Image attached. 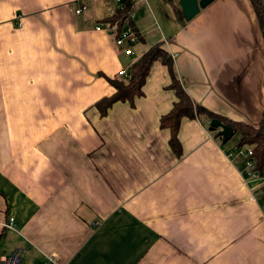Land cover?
I'll list each match as a JSON object with an SVG mask.
<instances>
[{
	"label": "crops",
	"instance_id": "0c3cea01",
	"mask_svg": "<svg viewBox=\"0 0 264 264\" xmlns=\"http://www.w3.org/2000/svg\"><path fill=\"white\" fill-rule=\"evenodd\" d=\"M132 1L128 50L106 26L117 0H0V264L14 253L19 264H264V184L246 180L239 134L230 143L235 132L225 139L206 114L184 116L172 147L167 64L153 63L133 101L96 105L161 43L194 101L257 125L252 0H211L191 18L181 0Z\"/></svg>",
	"mask_w": 264,
	"mask_h": 264
},
{
	"label": "trees",
	"instance_id": "16d2710c",
	"mask_svg": "<svg viewBox=\"0 0 264 264\" xmlns=\"http://www.w3.org/2000/svg\"><path fill=\"white\" fill-rule=\"evenodd\" d=\"M123 7H118L106 21L109 23L117 22L116 35L123 25V21L133 10L132 0H122ZM252 3L258 14L263 34H264V0H252ZM161 61L168 65L172 72V82L170 86L174 88L177 99L173 103L170 111L161 117V125L168 126L171 129L170 143L174 149L180 148L177 132L181 119L184 116L195 117L206 114L212 118L223 119L219 114L207 109L204 105L196 102L190 96L183 84L176 78L173 72L172 55L163 47L161 43H156L146 50L133 64L129 67V76L127 78H109L111 84L115 87V92L101 98L96 102L101 113H105L110 105L118 100L133 101L134 97L143 93L142 86L146 77L155 61ZM231 125L235 133L240 136V145H251L254 150V157L257 165L264 163V119L257 125L243 121H225Z\"/></svg>",
	"mask_w": 264,
	"mask_h": 264
},
{
	"label": "built area",
	"instance_id": "2783aa9c",
	"mask_svg": "<svg viewBox=\"0 0 264 264\" xmlns=\"http://www.w3.org/2000/svg\"><path fill=\"white\" fill-rule=\"evenodd\" d=\"M117 2L119 5L118 7L124 6V3L122 0H117ZM86 8H87V6L85 4H83L80 7L75 8L74 12L80 13ZM106 26L108 29H110L114 32H116L117 27H118L117 22H114V23L107 22ZM102 27H103V25L97 26V28H102ZM136 40H137V36L134 33V31L131 29V27L129 25V20L127 17L123 21L122 27L117 32L116 43L118 45L127 46V49L129 50L130 47H128V45L136 42ZM120 73L123 74L125 78H127L129 76V72L127 69L120 70ZM237 151L239 154H241L245 158L246 180L257 179L264 184V176L261 175L260 172L258 171L257 162H256V159L254 157V150H253L252 146L246 145V144L240 145L237 147ZM231 154H232V152H230V155ZM1 224L7 228H13V217L8 216L7 220L1 222ZM1 264H19L18 256L14 253L9 257H3L1 260ZM44 264H56V261L54 260V258H52V256H48V258Z\"/></svg>",
	"mask_w": 264,
	"mask_h": 264
},
{
	"label": "water",
	"instance_id": "95a60500",
	"mask_svg": "<svg viewBox=\"0 0 264 264\" xmlns=\"http://www.w3.org/2000/svg\"><path fill=\"white\" fill-rule=\"evenodd\" d=\"M210 1L211 0H181L180 3L186 17L191 18L196 14L200 6H205ZM210 124L212 129L219 128L220 134L223 135L225 139H229L230 136L234 134L233 127L219 118H212Z\"/></svg>",
	"mask_w": 264,
	"mask_h": 264
},
{
	"label": "rangeland",
	"instance_id": "374dc122",
	"mask_svg": "<svg viewBox=\"0 0 264 264\" xmlns=\"http://www.w3.org/2000/svg\"><path fill=\"white\" fill-rule=\"evenodd\" d=\"M237 138V133H235L231 138H230V143L234 142Z\"/></svg>",
	"mask_w": 264,
	"mask_h": 264
}]
</instances>
